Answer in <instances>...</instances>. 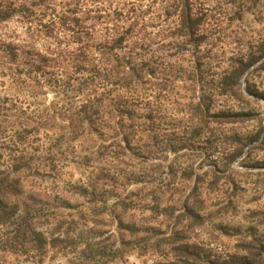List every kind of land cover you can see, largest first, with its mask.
Wrapping results in <instances>:
<instances>
[{
    "label": "rangeland",
    "instance_id": "obj_1",
    "mask_svg": "<svg viewBox=\"0 0 264 264\" xmlns=\"http://www.w3.org/2000/svg\"><path fill=\"white\" fill-rule=\"evenodd\" d=\"M75 1L0 24V181L19 188L6 197L19 217L0 226V264H156L174 232L211 255L264 245V55L230 76L264 45V0H190L205 15L197 40L180 36L160 0H112L134 5L146 38L131 89L105 77L102 23L79 30L92 43L75 71L79 47L50 22ZM2 44L15 48L14 64ZM37 54L44 71L27 77L20 70ZM189 210L200 225L188 228ZM16 224L61 243L42 253L15 243L10 253L3 244Z\"/></svg>",
    "mask_w": 264,
    "mask_h": 264
},
{
    "label": "trees",
    "instance_id": "obj_2",
    "mask_svg": "<svg viewBox=\"0 0 264 264\" xmlns=\"http://www.w3.org/2000/svg\"><path fill=\"white\" fill-rule=\"evenodd\" d=\"M0 0V24L7 22L12 15L16 13L23 17L26 15V20L30 21L29 14L34 7H50L54 4V0ZM121 1V0H120ZM37 2V3H35ZM112 0H76L73 3L74 9L61 10L60 14H56V19L51 20L52 26L57 25L62 31L71 33V43L76 44L79 47V53L75 55L74 61L77 68L75 71L80 73L87 66V55L84 52L87 49L91 40H86L81 33V29L85 27V23L89 27H93L94 24L99 25L102 23L106 28V36L99 44L106 49V56H103L102 64L105 66V77L110 83L118 85L122 89H131L137 86V83L141 76V69L138 65L137 58L138 52L144 46L146 38L143 35V27L140 24L138 10L132 6H127L124 2L119 4H113ZM159 3L163 6L162 11L164 14H173L180 22V31L182 38H195V40L201 37V29L203 24L204 14L198 16L201 12L193 13V6L190 0H160ZM84 5L92 7V10H84ZM29 6V9H28ZM110 6L116 7L109 12H105L103 8L110 9ZM53 13H56L53 10ZM80 14V15H79ZM54 15V14H53ZM79 15V16H78ZM55 17V16H54ZM41 22V21H39ZM31 23V22H29ZM202 26V27H201ZM50 36V35H49ZM51 37V36H50ZM3 51L6 54L3 58L9 61L8 63H15L17 60V54L12 44H2ZM128 52L126 55H121L120 52ZM118 52V53H117ZM101 53V51H100ZM99 53V54H100ZM255 55L253 53L246 54L237 61V66L231 68V78L238 80L239 76L255 62H257L264 55V45L261 50ZM104 55V53H102ZM37 64H30L26 62L22 68V73L27 77H35L36 75H42L45 63L48 61L44 56L37 54ZM96 61V60H95ZM99 61V60H97ZM98 63V62H97ZM88 65H94L95 68L98 65L95 62H89ZM84 67V68H83ZM100 67V66H99ZM263 67V66H262ZM101 68V67H100ZM261 68V67H260ZM99 73V72H98ZM96 73V75H98ZM246 92L248 94H254L255 92L251 88L246 86ZM237 97L242 98L241 94L237 92ZM87 108L91 109V106H83V116L87 114ZM85 109V110H84ZM95 114L91 112L86 119V123H92L91 116ZM120 133V132H119ZM118 133V134H119ZM128 134H124L123 140L128 144ZM19 188L15 183L3 184L0 181V226L13 225L15 218L19 217L18 205H8L6 197L17 198ZM184 221L188 223V228L200 225L201 217L198 216L195 211L189 210ZM17 225L12 229L13 236L4 240V246L10 253H15V243L27 248L22 251L26 253L27 249L31 251L44 252L47 247L54 248L61 241L57 237L46 238L41 232H36L23 224ZM28 238L27 242H23ZM14 241V242H13ZM3 243V242H2ZM163 246L168 247L169 258L164 261L157 262L156 264H264V245L260 243L242 242L240 246H237V251L234 254L219 256L208 254L203 248H200L196 244L188 243L181 235V232H174L170 237L160 241ZM90 249L88 252L92 254L97 253L99 256L102 254V250L95 249L87 246ZM92 250V251H91ZM85 252V251H83Z\"/></svg>",
    "mask_w": 264,
    "mask_h": 264
},
{
    "label": "water",
    "instance_id": "obj_3",
    "mask_svg": "<svg viewBox=\"0 0 264 264\" xmlns=\"http://www.w3.org/2000/svg\"><path fill=\"white\" fill-rule=\"evenodd\" d=\"M254 98V97H253Z\"/></svg>",
    "mask_w": 264,
    "mask_h": 264
}]
</instances>
